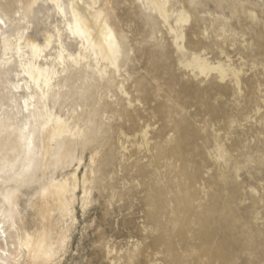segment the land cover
Wrapping results in <instances>:
<instances>
[{"label":"rangeland","instance_id":"374dc122","mask_svg":"<svg viewBox=\"0 0 264 264\" xmlns=\"http://www.w3.org/2000/svg\"><path fill=\"white\" fill-rule=\"evenodd\" d=\"M106 1L121 47L119 76L106 82L79 72L49 102L84 136L53 141L42 158L34 126L35 156L0 169V197L9 200L20 234L41 230L40 196L49 181L76 171L79 186L67 208L51 214L55 232L68 237L54 264H264V0H170V24L184 9L190 18L179 29L201 41L197 50L211 62L237 69L238 84L231 74L220 79L194 68L186 40L178 41L183 55L148 4ZM10 3L19 5L0 0V11ZM28 20L22 28L40 42L57 26L77 50L46 1ZM2 80L17 78L10 71ZM125 113L136 118L130 129L149 124V150L138 152L120 135Z\"/></svg>","mask_w":264,"mask_h":264},{"label":"bare ground","instance_id":"6f19581e","mask_svg":"<svg viewBox=\"0 0 264 264\" xmlns=\"http://www.w3.org/2000/svg\"><path fill=\"white\" fill-rule=\"evenodd\" d=\"M41 1L53 6L58 16L65 23L67 38L77 42V50L71 51L63 32L55 26V33L45 31L43 41L31 35L21 24L29 23L30 14L35 12ZM148 4L151 11L161 20L175 37L177 50L184 55L188 44L190 64L201 74L215 71L220 79L231 74L235 83H239V71L234 67L224 66L220 61L211 62L200 48L198 38L182 29L190 15L183 9L176 13L174 25L170 24L169 15L173 7L170 0H137ZM18 6L4 5L0 11V169L10 172L17 166L24 165L35 156L34 126L39 127L40 153L42 158L50 155L53 141L81 140L83 131H79L74 120L64 117L54 111L50 100L54 102L61 96L68 80L74 74L98 76L113 81L119 76L120 42L116 30L109 23V14L105 9L109 1L101 4L100 0H17ZM176 26V27H175ZM194 46V47H191ZM188 51V50H186ZM10 71L17 80L6 84L2 78ZM19 80L23 82L20 83ZM3 84V85H1ZM85 86L82 92H85ZM120 94L127 96L128 92L121 85ZM21 102L17 104V96ZM111 97V96H110ZM116 99H110L109 101ZM55 104V102H54ZM111 106V103H110ZM114 110L121 112L116 109ZM136 118L125 113L118 123L119 133L129 142L130 146L140 152L152 142L154 136H149V124L130 129ZM130 122V123H127ZM166 126V125H165ZM160 135L165 132L161 128ZM81 133V134H80ZM82 144H87V138ZM160 143L154 142L153 147ZM127 150L125 145H122ZM147 150L149 148L147 147ZM98 151H93L90 160L93 161ZM157 159L163 158L162 151L157 153ZM73 183L70 184L69 180ZM76 171L70 177L52 178L46 188L41 191L40 210L42 214L41 230L34 234H20L14 221L8 199L0 197V264H54L59 252L67 241L66 230L55 232L51 214L54 209L65 210L68 206L67 195L74 193L79 186ZM87 181L85 174L82 183Z\"/></svg>","mask_w":264,"mask_h":264},{"label":"snow or ice","instance_id":"6c2138e0","mask_svg":"<svg viewBox=\"0 0 264 264\" xmlns=\"http://www.w3.org/2000/svg\"><path fill=\"white\" fill-rule=\"evenodd\" d=\"M0 23H2V21H0Z\"/></svg>","mask_w":264,"mask_h":264}]
</instances>
